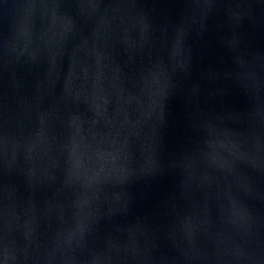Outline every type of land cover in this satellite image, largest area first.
<instances>
[{
  "label": "water",
  "instance_id": "water-1",
  "mask_svg": "<svg viewBox=\"0 0 264 264\" xmlns=\"http://www.w3.org/2000/svg\"><path fill=\"white\" fill-rule=\"evenodd\" d=\"M0 264H264V0H0Z\"/></svg>",
  "mask_w": 264,
  "mask_h": 264
}]
</instances>
